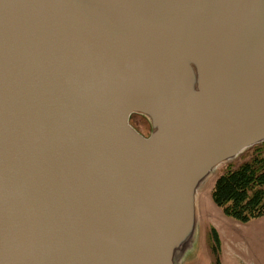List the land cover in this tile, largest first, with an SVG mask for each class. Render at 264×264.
<instances>
[{
    "label": "water",
    "instance_id": "water-1",
    "mask_svg": "<svg viewBox=\"0 0 264 264\" xmlns=\"http://www.w3.org/2000/svg\"><path fill=\"white\" fill-rule=\"evenodd\" d=\"M261 142L264 0H0V264H181Z\"/></svg>",
    "mask_w": 264,
    "mask_h": 264
},
{
    "label": "rangeland",
    "instance_id": "rangeland-1",
    "mask_svg": "<svg viewBox=\"0 0 264 264\" xmlns=\"http://www.w3.org/2000/svg\"><path fill=\"white\" fill-rule=\"evenodd\" d=\"M129 122L143 135L151 130L149 120L141 114L132 113ZM253 149L249 147L219 165L198 189L197 241L181 264H264V214L240 222L223 214L211 199L213 184L229 163L234 168L254 154L264 156V148ZM211 228L217 232V243L211 235ZM213 246L215 253L211 249Z\"/></svg>",
    "mask_w": 264,
    "mask_h": 264
},
{
    "label": "trees",
    "instance_id": "trees-1",
    "mask_svg": "<svg viewBox=\"0 0 264 264\" xmlns=\"http://www.w3.org/2000/svg\"><path fill=\"white\" fill-rule=\"evenodd\" d=\"M264 148V142L252 146ZM212 202L223 214L240 222H247L264 214V156L254 154L236 167L229 163L215 180L211 190ZM211 235L218 242V235L211 228ZM212 252H216L215 246ZM218 261V259H216Z\"/></svg>",
    "mask_w": 264,
    "mask_h": 264
},
{
    "label": "flooded vegetation",
    "instance_id": "flooded-vegetation-1",
    "mask_svg": "<svg viewBox=\"0 0 264 264\" xmlns=\"http://www.w3.org/2000/svg\"><path fill=\"white\" fill-rule=\"evenodd\" d=\"M148 135V134H147ZM147 135H144V136H147Z\"/></svg>",
    "mask_w": 264,
    "mask_h": 264
}]
</instances>
